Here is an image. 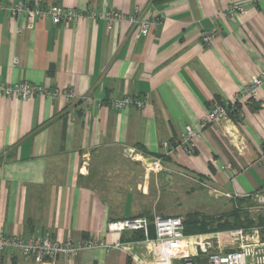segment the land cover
Listing matches in <instances>:
<instances>
[{"label": "crops", "instance_id": "crops-1", "mask_svg": "<svg viewBox=\"0 0 264 264\" xmlns=\"http://www.w3.org/2000/svg\"><path fill=\"white\" fill-rule=\"evenodd\" d=\"M2 1L75 8L85 15L138 9L144 17L161 16L163 24L137 37L128 21L109 32L104 21L86 16L55 25L0 10V81L46 88L29 99L0 96V232L23 238L48 232L59 241L91 238L119 245L85 250L72 264H154L144 234L135 239L136 231L115 232L109 225L155 215L178 216L184 223L189 214L222 224L233 221L236 209L246 218L244 226L186 235L192 258L172 264H208L204 243L211 245L209 252L238 249L236 230L264 243L256 197L264 196V85L257 98L237 101L264 70V0ZM231 3L245 13L220 17ZM204 31L213 33L209 47L201 42ZM70 90L73 99L66 96ZM126 95L144 106L111 108ZM223 102L235 104L230 117L203 128L186 151L185 126L199 129L208 110ZM174 141L180 144L166 154L163 144ZM126 155L163 171L145 173L132 190ZM115 169L119 178L107 174ZM162 179L175 193L190 198L203 191L216 202L200 201L185 213L161 207ZM235 193L251 196H226ZM0 264L37 263L9 250L0 254ZM54 264L66 263L59 258Z\"/></svg>", "mask_w": 264, "mask_h": 264}, {"label": "built area", "instance_id": "built-area-1", "mask_svg": "<svg viewBox=\"0 0 264 264\" xmlns=\"http://www.w3.org/2000/svg\"><path fill=\"white\" fill-rule=\"evenodd\" d=\"M0 10L5 11L11 16L22 19H41L49 20L55 25L73 24L83 17L91 18L92 20H102L106 24L109 32H112L116 26L122 21H128L137 29V37L146 36L153 28L162 26L163 19L161 16L144 17L138 9L134 13L125 15L122 12L115 10H107L106 12L91 11L85 15L80 10L75 8H66L63 6H42L39 2H19L18 4L5 3L0 0ZM243 7L236 3H231L226 10L219 14L222 18H232L236 15L244 14ZM213 41V33L204 31L201 34V42L204 46L209 47ZM264 85V70L258 75L252 77L250 83L237 96L238 102L252 100L259 96V90ZM46 93V88L38 84H33L27 81L10 84L0 81V96L10 99L21 98L29 99L36 95ZM52 98L58 96L57 91L48 92ZM66 96L69 99L76 97L73 90L67 91ZM144 101L137 100L129 95L121 99H117L111 103V108L122 110L128 106L134 105L138 108L144 106ZM235 104L231 102H223L214 104L206 113L200 123L199 129H194L190 125L185 126L183 134L184 149L191 152L195 146V140L201 136L203 128L211 124H219L230 117L231 110ZM175 144H180L174 141V144L166 142L163 144V149L166 154H170L175 150ZM228 164L225 168L229 169ZM229 198L236 199L237 197H249L250 194H227ZM261 203V209L264 215V196H257ZM154 228L155 236L149 237L150 226ZM264 228V225H263ZM109 229L115 232H123L126 230L141 231L146 237V245L153 256L154 264H172L175 260H183L189 262L192 258L190 249V240L184 234V224L181 217L178 216H153L150 222L147 218H130L121 221L113 222L109 225ZM234 236L241 240L240 247L236 250L225 253L209 252L211 245L204 243L202 252L208 254V264H248L250 259L253 264H264V243L255 234L246 233L243 230L233 232ZM104 247L108 251L118 248L119 245H108L103 241H97L91 238L73 241H59L48 232H37L27 238L18 235H5L0 232V254L6 251H17L25 257L32 258L37 264H54L56 260L62 258L66 264H72L74 258L81 252Z\"/></svg>", "mask_w": 264, "mask_h": 264}, {"label": "rangeland", "instance_id": "rangeland-1", "mask_svg": "<svg viewBox=\"0 0 264 264\" xmlns=\"http://www.w3.org/2000/svg\"><path fill=\"white\" fill-rule=\"evenodd\" d=\"M127 156V155H126ZM125 164L129 166V174H130V188L132 190H136V185L138 180H142L143 175L145 173H159L162 172V168L158 167L156 165H151L150 168L148 165H146L142 159H139L138 157L134 155H129L127 157H124ZM117 167V165H116ZM115 167V168H116ZM127 173V170L124 174ZM108 175H111L112 177L115 176V178H119L122 173H118V170H112L111 174L110 172L107 173ZM175 178V176H174ZM163 179L161 180V189L163 193V197L159 203V206L161 207H167L170 206L173 210H176L180 213H185L190 211L191 209L196 210L197 207L200 205V201H203L204 206H212L214 205L213 202H216L215 200L209 198L205 192H198L195 196H192L190 198L185 197L181 195V193H175V191H172L170 189H166L164 186ZM224 202L219 201V204L222 205Z\"/></svg>", "mask_w": 264, "mask_h": 264}, {"label": "trees", "instance_id": "trees-1", "mask_svg": "<svg viewBox=\"0 0 264 264\" xmlns=\"http://www.w3.org/2000/svg\"><path fill=\"white\" fill-rule=\"evenodd\" d=\"M138 150L144 151L141 146L137 147ZM230 217L233 218V221H225L224 223L220 224L219 220L221 219H213V218H207L202 217L199 214H189L187 219L184 221V234L185 235H191V234H201V233H207L215 230H230V229H236L237 227L244 226V214L241 211H238L236 209L233 210V212L230 214ZM147 218L150 222L153 220L152 216L144 217ZM242 219H244L242 221ZM137 234L135 235V239H143L144 235L141 231H136ZM154 228L151 225L150 226V232L149 237L153 238L155 236L154 234Z\"/></svg>", "mask_w": 264, "mask_h": 264}]
</instances>
